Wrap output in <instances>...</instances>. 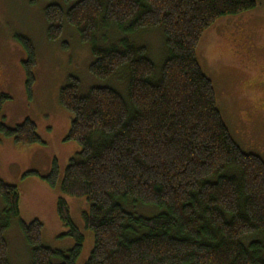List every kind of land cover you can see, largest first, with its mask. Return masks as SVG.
Returning <instances> with one entry per match:
<instances>
[{"label": "trees", "instance_id": "16d2710c", "mask_svg": "<svg viewBox=\"0 0 264 264\" xmlns=\"http://www.w3.org/2000/svg\"><path fill=\"white\" fill-rule=\"evenodd\" d=\"M60 1L44 9L48 38L57 40L69 23L91 45L94 76L127 80L125 96L109 86L81 94L76 76L60 91L72 114L67 139L81 146L61 190L89 203L84 220L94 248L86 264H264V158L233 138L197 57L209 27L254 9L257 0ZM157 27L167 48L158 75L148 47L129 38ZM19 39L32 95L36 50ZM0 129L18 143L41 142L29 118ZM56 173L54 167L43 177L54 186ZM0 197V264H12L5 232L20 215L21 193L0 178ZM57 209L75 244L51 248L39 219L20 220L30 264H76L82 253L85 237L65 198Z\"/></svg>", "mask_w": 264, "mask_h": 264}, {"label": "rangeland", "instance_id": "374dc122", "mask_svg": "<svg viewBox=\"0 0 264 264\" xmlns=\"http://www.w3.org/2000/svg\"><path fill=\"white\" fill-rule=\"evenodd\" d=\"M51 2L61 1L0 0V127L12 128L29 118L41 138V142L22 144L0 129V178L17 185L21 193L20 215L5 232L12 264L31 261L20 220L39 219L43 243L51 248L67 251L74 246L75 239L67 235L58 215L60 197L67 200L73 221L85 237L76 264H86L94 248V233L84 220L89 203L85 197L61 190L65 170L81 146L67 139L72 114L61 104L60 91L70 76H76L81 94L95 86L113 87L124 96L127 93L125 77L101 79L90 72L94 60L91 45L82 41L74 26L66 23L57 40L48 38L44 9ZM115 31L111 29L110 35ZM21 36L29 38L36 50L32 95L27 89L28 53ZM129 38L148 47L158 75L167 52L162 29L141 30ZM197 57L213 82L218 108L233 138L244 151L264 158V0H257L248 12L217 20L201 38ZM54 167L57 182L53 186L43 176ZM32 170L39 175L25 176ZM3 209L0 197V214Z\"/></svg>", "mask_w": 264, "mask_h": 264}]
</instances>
